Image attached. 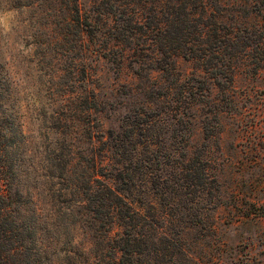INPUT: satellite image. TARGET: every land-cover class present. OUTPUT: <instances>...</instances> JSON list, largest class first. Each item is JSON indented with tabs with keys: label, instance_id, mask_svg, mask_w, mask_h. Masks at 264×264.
I'll list each match as a JSON object with an SVG mask.
<instances>
[{
	"label": "rangeland",
	"instance_id": "1",
	"mask_svg": "<svg viewBox=\"0 0 264 264\" xmlns=\"http://www.w3.org/2000/svg\"><path fill=\"white\" fill-rule=\"evenodd\" d=\"M69 2L0 0V63L25 134L14 192L46 250L41 261H108L101 224L86 223L79 188L91 147L72 126H97L100 146L97 139L139 118L150 121L136 133L150 161L145 170L135 164L136 186L125 194L153 226L144 231L146 264H264V0H183L196 16L194 36L208 25L212 40L222 28L233 42L206 61L172 58L177 91L159 30L171 0H78L102 30L83 39L76 24L67 26ZM71 90L96 93L90 124L67 121Z\"/></svg>",
	"mask_w": 264,
	"mask_h": 264
},
{
	"label": "trees",
	"instance_id": "2",
	"mask_svg": "<svg viewBox=\"0 0 264 264\" xmlns=\"http://www.w3.org/2000/svg\"><path fill=\"white\" fill-rule=\"evenodd\" d=\"M68 5L67 26L76 24V27L81 29L82 39L83 35L87 33L90 35L96 32L102 34L100 28L94 27L90 17H85L82 14L78 0H70ZM166 15L167 18L159 30L164 34L161 54L169 61L166 62V65H168L171 75H177L176 63H172V58L184 56L206 61L210 52L223 54L227 46L233 42L231 37L226 39V35L229 33H219V29L221 32L223 31L222 28L215 31L214 40H212L210 38L213 35L210 36L212 30L208 25L198 27L195 36L199 37H195L189 28L192 27L190 24L195 22L196 16L189 5L183 4V0H171ZM103 28H106L104 24ZM113 39L116 42L121 41L116 37ZM112 46H117V44ZM112 46L106 50H114L115 48ZM120 54L122 62L129 57L125 51ZM163 71L166 72L167 69H163ZM177 76L179 77L173 82L174 87H170L171 90L177 91L178 86L182 84L181 75ZM12 92L13 83L7 70L0 63V264H42L40 255H46V250L38 248L32 225L25 223L21 217L17 193L14 192V180L20 167V157L17 155L25 142V134L15 105L10 103ZM71 93V105L68 106V111L71 112L72 119L67 121L90 124L89 119L92 116V111L98 109L96 93L88 90H84L82 93L71 90ZM181 113L186 115L185 112ZM139 120V118L134 119L128 129L119 133L109 132L107 140L105 136L101 140L97 139L100 146L94 145V137L97 135L94 129H97V126L90 124L87 130L82 129L80 124L72 126L74 131L79 129L81 132H85V138L91 147L87 150L90 151L85 160L87 169L83 173L84 179L79 188L83 190L85 197L82 205L86 223L91 221L101 224V237L107 243V251L111 253V255H105L108 261L104 260L101 264H146L143 256L148 235L144 231L150 224L141 211L130 204L129 197L125 194V191H130L136 186L132 174L135 164L139 163L138 168L141 167L142 170H145L150 161V158L149 160L147 157L141 158V146L144 145V142L136 137L137 127L149 125L150 121L139 122ZM181 157L182 169H189L186 166L191 160L188 158V154L183 153ZM60 159L61 162L65 161L63 155L60 156ZM107 159L110 160V163L107 162ZM157 159L158 156L153 160ZM65 169L63 168V172L58 177L63 181L67 180ZM104 170L109 172L103 173ZM142 175L145 178L147 176L145 173ZM98 176L104 177L105 180L99 179ZM62 190L61 188L60 196H67V192L63 193ZM116 224L123 227V230L115 232ZM156 224L157 222H155ZM150 226L153 229V226ZM98 228L96 227L97 230ZM42 259L44 260L45 256Z\"/></svg>",
	"mask_w": 264,
	"mask_h": 264
}]
</instances>
